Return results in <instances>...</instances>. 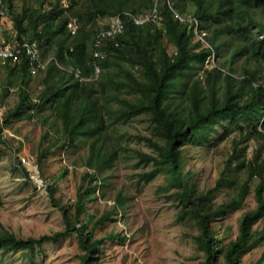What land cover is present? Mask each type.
Masks as SVG:
<instances>
[{
	"label": "trees",
	"instance_id": "1",
	"mask_svg": "<svg viewBox=\"0 0 264 264\" xmlns=\"http://www.w3.org/2000/svg\"><path fill=\"white\" fill-rule=\"evenodd\" d=\"M0 8L10 22V40L35 41L40 58H51L34 72L24 50L17 59L0 61V144L13 154L19 151L27 135L18 131L17 138L6 129L16 121L32 122L42 129L34 160L47 195L55 197L69 172L62 165L46 174L49 155L57 149L85 147L82 179L87 180L69 204L73 211L61 207L63 230L22 237L0 223V252L32 255L43 241L75 231L83 251L79 263L102 264L95 256L103 254L105 240L126 237L112 225L113 214L127 208V194L117 190L98 214L86 204L96 192L104 194L105 173L124 148L116 126L138 115L146 116L148 133L135 138L153 153L135 150L138 162L152 163L137 180L163 174L156 192L172 194L181 216L198 224L193 239L203 264H240L244 253L264 243V225L259 226L264 220V0H0ZM153 9L155 17L149 16ZM117 14L122 31L104 36L97 47L101 54L94 56V37ZM71 17L78 22L75 33L66 28ZM133 17L145 20L135 23ZM209 58L213 67L206 72L202 67ZM195 66L201 71L191 75L181 94H169L179 68ZM12 92L15 99L6 106ZM231 135L223 169L204 189L195 162L187 160L196 147L213 149ZM16 162L26 174L20 159ZM253 181L255 204L240 213L233 233L223 217L243 208ZM223 187L230 197L215 202L210 192ZM61 201L55 199L57 205ZM107 221L109 229L96 235Z\"/></svg>",
	"mask_w": 264,
	"mask_h": 264
},
{
	"label": "rangeland",
	"instance_id": "2",
	"mask_svg": "<svg viewBox=\"0 0 264 264\" xmlns=\"http://www.w3.org/2000/svg\"><path fill=\"white\" fill-rule=\"evenodd\" d=\"M2 8H0L1 10ZM4 10V9H2ZM7 15V14H5ZM109 17L102 18L107 23ZM4 15L0 14V43L9 42L10 26ZM44 61L47 58H41ZM213 61L209 58L206 72L212 69ZM210 67V68H209ZM201 68H179V73L173 78L168 93L181 94L186 82L192 74L200 72ZM0 69V82L3 77ZM34 81V80H33ZM38 88L39 84L33 82ZM12 92L6 99L5 105L14 101ZM1 104V102H0ZM4 107L0 105V115ZM147 118L138 115L129 121L118 124L116 133L124 148L118 152L111 171L105 173L106 186L104 194L95 193V198L86 204L89 211L101 212L110 205L117 190L127 194V208L113 214L114 231L125 235L124 240L106 239L104 252L95 257L102 260V264H203V253L193 239V234L199 231L198 224L191 217L180 214V206L176 204L172 194L157 193V186L163 182V174H158L148 182L137 180V173L148 170L152 163L138 162L135 150L153 153L152 148L143 140H137L135 135L148 133ZM7 134L20 137L18 131L27 135L19 151L12 153L10 148L0 144V223L7 229L22 237H38L65 228L63 207L72 212L70 207L76 195V189L85 185L82 173L85 169L82 154L86 153L84 146L68 148L66 151L57 149L54 156L49 155L46 166L48 177L57 172L62 165L68 167L67 176L58 183L55 197H61L59 205L47 195L44 183L41 181L40 169L34 160L36 143L42 129L32 123L16 121ZM233 135V134H232ZM220 142L215 148L196 147L188 163L194 161L198 168V180L204 189L214 185L215 179L223 169V164L229 152L230 138ZM250 145L254 143L250 140ZM251 148V146L249 147ZM54 157V158H53ZM20 159L26 169L25 174L16 162ZM49 179V178H48ZM238 179H242L239 176ZM41 181L42 187L38 185ZM251 183L249 195L245 199L242 209L226 214L224 222L233 226V233L237 231V217L240 213L254 206L253 186ZM210 197L215 202L226 201L230 197V189L213 190ZM224 223V224H225ZM264 225V220L259 226ZM111 226V221L105 222L96 230L101 235ZM264 243L243 254L240 264H264ZM83 253L78 244L75 231L61 236L57 240L43 241L34 254L28 255L22 250L15 252H0V264H80L79 257Z\"/></svg>",
	"mask_w": 264,
	"mask_h": 264
},
{
	"label": "built area",
	"instance_id": "3",
	"mask_svg": "<svg viewBox=\"0 0 264 264\" xmlns=\"http://www.w3.org/2000/svg\"><path fill=\"white\" fill-rule=\"evenodd\" d=\"M155 17V9L149 15ZM180 17V16H179ZM147 18V17H146ZM182 17H180L181 19ZM135 23H141L145 20V17H133ZM66 28L70 33H75L78 29V22L75 17L68 19L66 23ZM123 29L122 17L120 15H115L111 18L107 27L100 30L97 35L94 37V45L96 49L94 50V56L101 54V50L97 48L101 43V40L104 36L113 37L114 35L120 33ZM24 50L28 55L31 63V71L34 72L36 68H44L47 62L51 59L50 57L47 60L40 58L39 49L35 41L28 42L24 41L21 44L12 40V43L2 42L0 43V61H3L6 58L17 59L21 51ZM95 71H98V66H95ZM75 75L82 80L83 78L79 76V73L76 72ZM1 120V115H0ZM42 181V180H41ZM41 181L38 180V185L42 187ZM45 185H43L44 187Z\"/></svg>",
	"mask_w": 264,
	"mask_h": 264
},
{
	"label": "bare ground",
	"instance_id": "4",
	"mask_svg": "<svg viewBox=\"0 0 264 264\" xmlns=\"http://www.w3.org/2000/svg\"><path fill=\"white\" fill-rule=\"evenodd\" d=\"M110 16H111V15H110ZM20 43H21V42H20ZM20 43H19V44H20Z\"/></svg>",
	"mask_w": 264,
	"mask_h": 264
}]
</instances>
